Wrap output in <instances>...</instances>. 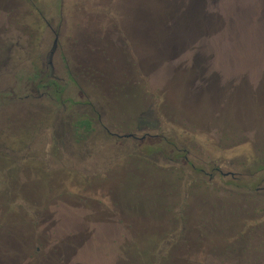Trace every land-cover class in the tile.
I'll return each instance as SVG.
<instances>
[{"label":"rangeland","instance_id":"obj_1","mask_svg":"<svg viewBox=\"0 0 264 264\" xmlns=\"http://www.w3.org/2000/svg\"><path fill=\"white\" fill-rule=\"evenodd\" d=\"M191 1L0 0V264H264V0Z\"/></svg>","mask_w":264,"mask_h":264},{"label":"flooded vegetation","instance_id":"obj_2","mask_svg":"<svg viewBox=\"0 0 264 264\" xmlns=\"http://www.w3.org/2000/svg\"><path fill=\"white\" fill-rule=\"evenodd\" d=\"M123 1L124 3L128 4L127 9H126V12H128L127 13L128 15L125 16V19H126L125 23L127 25L126 30L128 31L129 35H131L130 37H132L133 40L136 41V43H144L146 47H148L156 40L153 34L155 32V28L156 30L158 29L157 26L155 27V21L153 19V16L151 15V13H149L150 9L151 10L154 9V6H153L154 0L153 2L152 0H122V3ZM192 1L196 2V0H192ZM188 11L197 12L199 11V7L197 4L192 3L190 4V6H188ZM115 29L118 30V27L115 26ZM87 30H88L87 35L84 38V42L86 43L87 42L88 43L97 42L100 40L105 43L107 42L110 44H113L116 42V40L112 39L111 37L112 31H108V33H105L104 38H103L102 37L103 31L101 29L88 28ZM175 39L176 37L173 39L172 37L169 36L167 39H165V42L170 43L171 40H175ZM114 55L118 57L121 54L116 52ZM210 88H211V85H209L207 89L210 90ZM119 136L135 138V134L132 132L124 134V135H119ZM176 154L173 155L174 158L177 157Z\"/></svg>","mask_w":264,"mask_h":264},{"label":"trees","instance_id":"obj_3","mask_svg":"<svg viewBox=\"0 0 264 264\" xmlns=\"http://www.w3.org/2000/svg\"><path fill=\"white\" fill-rule=\"evenodd\" d=\"M49 85L55 87V91L58 95H61L62 91L59 89H57L58 87V82L55 79H51L49 81ZM94 119L93 118H89L88 116H83L80 117L75 123L72 124L74 131L76 133L77 136V140L78 141H82L84 139H86L88 137V135L90 134L91 130H92V125H93ZM182 150L177 151L176 155L177 158L181 159L183 158L184 160H187V164L189 167H191L193 169V174H200L201 176H203V180H200V182H198L197 184H199V189L200 188H205L206 185H209V183L212 181L213 176L216 173H220L221 177L224 178L225 174H223L222 171H220L218 166H213V170L211 172H207L205 170V168L200 169L197 165L195 164H189L188 163V155H187V151H184L183 153H179ZM186 175V173L182 170H178L175 171V176L176 177H181L183 178ZM258 184V183H257ZM188 239V238H187Z\"/></svg>","mask_w":264,"mask_h":264}]
</instances>
